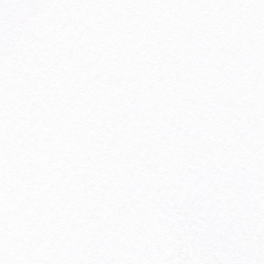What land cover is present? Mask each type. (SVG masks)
<instances>
[{
	"label": "snow or ice",
	"instance_id": "6c2138e0",
	"mask_svg": "<svg viewBox=\"0 0 264 264\" xmlns=\"http://www.w3.org/2000/svg\"><path fill=\"white\" fill-rule=\"evenodd\" d=\"M0 264H264V0H0Z\"/></svg>",
	"mask_w": 264,
	"mask_h": 264
}]
</instances>
